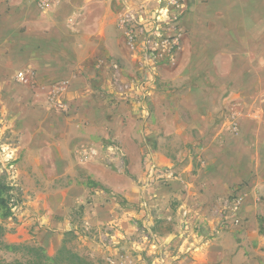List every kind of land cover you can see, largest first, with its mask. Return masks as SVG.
Listing matches in <instances>:
<instances>
[{
	"label": "crops",
	"instance_id": "crops-1",
	"mask_svg": "<svg viewBox=\"0 0 264 264\" xmlns=\"http://www.w3.org/2000/svg\"><path fill=\"white\" fill-rule=\"evenodd\" d=\"M155 4L0 0V112L26 208L4 243L49 251L53 233L103 226L130 237L148 155L171 175L148 203L173 264H264V0H185L180 47L149 75L122 14ZM234 192L239 221L210 237ZM196 224L201 236L179 237Z\"/></svg>",
	"mask_w": 264,
	"mask_h": 264
},
{
	"label": "rangeland",
	"instance_id": "rangeland-1",
	"mask_svg": "<svg viewBox=\"0 0 264 264\" xmlns=\"http://www.w3.org/2000/svg\"><path fill=\"white\" fill-rule=\"evenodd\" d=\"M122 16L124 15L122 14ZM6 126L5 119L0 112V176H4L6 181L14 186V194L17 200L12 207V211L19 214L20 212H25L26 208H24V202L10 178L12 163L15 160L10 148L14 145L15 136ZM164 173L166 172L164 171ZM165 179L148 182L145 169L144 179L139 183L142 217L138 221L137 219H135L136 221L134 220V232L130 237H114L112 236V228L107 226L97 229H87L83 227L80 230H68L64 232L60 238H58V233H53L48 243L51 250H46V252L52 255L64 244L67 248L88 258L95 264H173L170 257L177 254L176 251L178 252V247L172 244L167 245V243L159 241L156 230H166L167 226L157 225L156 219H152V213L148 203L149 188L156 182L168 183L169 177ZM233 195H238L241 198L237 209L225 203V201ZM241 202L242 196L235 192L220 200V219L217 228L207 230L210 237L217 233L222 227H226L229 221H231L232 224H237L239 221L238 212ZM21 220L23 221V217ZM15 223L17 222L15 221ZM185 226L181 225L178 230L181 239L187 238L189 236V231H192L198 236H201L203 233L202 226L198 224L191 228ZM31 235L35 236L34 233ZM26 241L40 244L35 237ZM13 257L11 253L8 257H1L0 259L8 261Z\"/></svg>",
	"mask_w": 264,
	"mask_h": 264
},
{
	"label": "built area",
	"instance_id": "built-area-1",
	"mask_svg": "<svg viewBox=\"0 0 264 264\" xmlns=\"http://www.w3.org/2000/svg\"><path fill=\"white\" fill-rule=\"evenodd\" d=\"M154 1L156 4L152 7L151 14H144V7H128L122 18V22L126 24L128 42L134 48L139 47L147 61L145 69L149 75L154 72L160 61L167 57L171 58L179 49L182 39L179 19L185 11V0ZM17 78L23 80V73L19 72ZM143 98V93L137 96L138 101H142ZM145 162L148 182L171 177L168 171L159 168L148 155L145 157ZM240 201L238 195H233L225 203L237 209Z\"/></svg>",
	"mask_w": 264,
	"mask_h": 264
},
{
	"label": "trees",
	"instance_id": "trees-1",
	"mask_svg": "<svg viewBox=\"0 0 264 264\" xmlns=\"http://www.w3.org/2000/svg\"><path fill=\"white\" fill-rule=\"evenodd\" d=\"M14 190V186L9 184L4 176H0V249L8 251L14 256L8 261L0 259V264H95L64 244L50 255L42 245L36 242L4 243L2 237L9 230L6 220L12 217V207L17 200Z\"/></svg>",
	"mask_w": 264,
	"mask_h": 264
}]
</instances>
